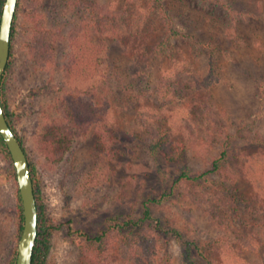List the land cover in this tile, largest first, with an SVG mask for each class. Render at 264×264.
Returning <instances> with one entry per match:
<instances>
[{
  "label": "rangeland",
  "instance_id": "374dc122",
  "mask_svg": "<svg viewBox=\"0 0 264 264\" xmlns=\"http://www.w3.org/2000/svg\"><path fill=\"white\" fill-rule=\"evenodd\" d=\"M160 1L180 36L162 57L150 61L138 57V46L150 51L163 38L157 23L152 37L125 55L96 26L122 0H21L19 4L12 23L11 56L2 73L1 100L35 170L37 217L43 232L41 264H83L82 257L94 254L98 246L88 237L107 229L109 220H137L147 200L153 220L188 240L203 245L224 235L234 240L231 232L209 221L185 190L189 186L179 185L169 193L177 172H206L224 146L228 153L224 174L233 172L234 179L224 175L221 180L225 178L230 190L203 191L225 203L233 229L251 226L258 233L262 229L264 170L252 157H264V0ZM147 2L141 0L142 6ZM78 26L90 27V41L106 44L108 51H100L96 66L84 69L86 75L74 77L66 70L73 51L65 47L68 32ZM44 28L55 33L57 50L55 59L47 63L34 58L30 49L35 32ZM181 61L197 72L200 88L180 105L171 106L159 99L156 86L161 73L174 72ZM65 96H81L100 106L108 103L103 115L110 141L100 146L93 130L74 132L58 162H52L43 136L48 125L66 124L60 108ZM205 107L211 115L196 127L194 138L183 127L174 128V138L187 146L182 159L169 162L155 156L149 150L153 139L135 136L138 110L153 108L176 126L180 114L187 116L192 109ZM18 195L10 156L0 153V264H9L16 256ZM147 225L142 226L149 235L152 225ZM107 232L102 240L105 264H121L128 245L117 233ZM154 246L170 264H181L174 239L156 240ZM209 250L215 264H264V254L250 255L241 247L232 255Z\"/></svg>",
  "mask_w": 264,
  "mask_h": 264
},
{
  "label": "trees",
  "instance_id": "16d2710c",
  "mask_svg": "<svg viewBox=\"0 0 264 264\" xmlns=\"http://www.w3.org/2000/svg\"><path fill=\"white\" fill-rule=\"evenodd\" d=\"M20 2L21 0H18L15 15ZM3 3L4 0H0V14ZM112 10H109L108 14H104L105 17L103 18V22L101 24H96V26L100 27L99 29L103 31L105 38L115 40L121 49V55H125L128 49L135 48V46L152 37L153 33L157 30L155 23L161 26L163 38H161L160 41L155 42L151 46L150 51L147 50L146 47H140L139 45L138 48H140V53L138 57L140 59L141 56H143V58L145 56L147 61L162 57L165 48L169 46L174 39L180 36L179 31H177L174 26L172 18L169 16L160 0H148L145 6H142L141 0H122L119 8H113ZM82 26H78L77 28H74V30L68 32L66 39L68 46L65 48L69 49L70 53L73 51V54L69 57L70 62L67 63L66 70L69 75L72 74L74 77H80L79 74L83 73L84 69H87L88 67L90 68V66L95 67L98 62L100 51H108L106 44L99 45L97 43H92L89 39L91 37L90 27L87 28ZM12 31L13 27L11 28L10 35L9 57L11 56ZM55 43V33L47 31L45 28L41 31L37 30L34 34L33 42L30 44L33 57L38 58L41 63L53 61L57 56ZM7 66L5 69H7ZM83 75L86 74L83 73ZM145 75L148 74L145 73ZM196 76L197 72L190 66V64L183 61H181L174 72L163 71L156 86L159 99L163 100L165 103L168 102L171 106H173V104L180 105L183 99L192 97L200 88ZM1 104L6 121L14 133L9 121L8 112L5 110L2 100ZM106 107L108 108V103L106 102L103 106H100L97 102H93L91 99L82 98L81 96H65V98L61 100L60 108H62L66 124L62 126L56 124L48 125L46 127V133L43 136V145L46 147L47 154L51 157L52 162H58L60 155L63 154L66 148V144L69 142V138L71 136L73 137V134H75L74 132L84 133L93 130L96 137L101 140L99 143L100 146L110 141L108 140V129L103 115V111ZM207 108L209 107L196 110L192 109L193 113H189L187 116L180 114L179 125L176 126H174L175 123L167 122L168 120L164 118V116L158 114L155 109L143 108L135 113V136L139 138L140 136L137 135L142 134L151 137L153 140L149 144V150L153 155L156 156L159 154L169 162L177 161L183 158L182 153L186 150L187 146L183 142L174 138V128L183 127L186 129L187 134L194 138L196 136V127L208 121L207 119H209L208 117L211 115V111H208L209 109ZM205 115L206 120L203 121L202 117ZM226 150L227 148L224 146L220 156L211 163L206 172L204 171L193 174L185 169H181L177 172L178 174L175 176L170 186L169 193L174 189H177L179 185L189 186L188 189L185 187V190H188L189 195H192L195 203L199 206L200 210L207 215L209 221L227 233L231 232L234 236V240H230L225 235L214 240L212 244L209 242L205 243V245L196 240H188L177 230L162 225L160 220H153L150 216V210L148 207L150 201L147 200L142 203L141 217L137 220L128 219L121 222L109 220L107 229L112 230L113 233H117L121 242L128 245L126 252H123L121 257V264H170L168 258L159 255L158 246H154L156 240H164L168 238L174 239L180 247L181 264H203L200 261L201 259L205 264H215L209 255L210 248L216 252L220 251L222 255H232L233 251L240 247L248 251L250 255L264 254V224L261 226L262 229L259 233L252 229L251 226H245L242 229H233L231 226L232 219L229 214L230 210L226 208L225 203L219 196L203 191V189H208L209 187L212 188L213 191L218 189L220 193H226L230 190V187L226 184L227 182L225 181V178L221 180L225 175L224 164H226L228 160V153ZM0 153L5 158L9 159L8 151L1 137ZM255 157L258 160L260 167L264 170V157L258 154L252 157V159L254 160ZM28 164L36 200L34 185L35 170L29 161ZM247 173V171L244 172V175H249ZM233 174V172H228L225 177L234 179ZM98 176L99 178L101 177V175ZM169 193L162 194L161 197L164 198L168 196ZM17 209L19 236L22 228V210L19 195ZM151 220L154 221L153 224H149ZM145 223H148L150 226L152 225V230L149 235L144 233L145 226L142 225ZM107 229L102 230L100 234H96L93 237H88V240L91 243L96 242L98 246L94 254L92 253L82 257L83 264H105V259H107L104 255L106 252V245L102 240L108 233ZM42 233L38 219L37 238L30 264L42 263L40 240ZM163 259L165 262H163ZM14 262L15 255L11 257L9 264H14Z\"/></svg>",
  "mask_w": 264,
  "mask_h": 264
},
{
  "label": "water",
  "instance_id": "95a60500",
  "mask_svg": "<svg viewBox=\"0 0 264 264\" xmlns=\"http://www.w3.org/2000/svg\"><path fill=\"white\" fill-rule=\"evenodd\" d=\"M18 0H4L0 14V137L10 156L22 210V228L14 264H30L38 232V213L29 164L22 146L9 127L1 104L2 76L9 59L10 35Z\"/></svg>",
  "mask_w": 264,
  "mask_h": 264
}]
</instances>
